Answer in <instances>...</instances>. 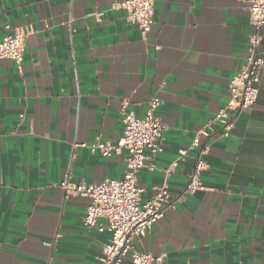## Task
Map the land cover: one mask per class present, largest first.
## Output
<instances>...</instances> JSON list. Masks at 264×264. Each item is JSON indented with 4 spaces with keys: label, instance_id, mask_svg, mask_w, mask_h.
<instances>
[{
    "label": "crops",
    "instance_id": "obj_1",
    "mask_svg": "<svg viewBox=\"0 0 264 264\" xmlns=\"http://www.w3.org/2000/svg\"><path fill=\"white\" fill-rule=\"evenodd\" d=\"M120 1L0 0V40L27 32L22 68L0 60V264H100L111 233L86 228L89 198L61 183L123 178L125 149L82 144H116L124 102L143 116L156 96L162 148L137 180L144 200L167 185L174 205L136 249L160 264H264V69L228 135L210 122L247 62L251 0H156L147 35ZM200 156L204 188L185 193Z\"/></svg>",
    "mask_w": 264,
    "mask_h": 264
},
{
    "label": "built area",
    "instance_id": "obj_2",
    "mask_svg": "<svg viewBox=\"0 0 264 264\" xmlns=\"http://www.w3.org/2000/svg\"><path fill=\"white\" fill-rule=\"evenodd\" d=\"M155 2L156 0H121L116 6L126 9L128 19L137 23L147 35L155 22ZM248 10L256 32L250 38L247 62L229 83V102L210 121L219 123L225 135L234 126L237 115L256 103L260 91L259 84L264 69L261 51L264 44V0H251ZM26 37L25 30L13 28L12 33L0 40V60H12L18 68H22ZM162 102L160 97H153L143 116L127 111V102H124V132L119 141L113 144L98 139L92 144H82L92 152H100L106 157H112L125 149L129 157L123 178H105L100 182H71L67 179L61 183L67 195L89 198L90 202L83 216L86 228L111 233L110 240L102 244L100 264H160L162 261V256L140 251L135 246L139 239L150 233L154 225L163 219L167 209L174 205L167 185L155 187L151 198L144 200L143 188L138 185L137 180L141 169H154L153 156L162 148L166 124L156 113ZM202 135H208L205 129L197 134L193 146L200 145ZM181 153L185 154L186 150L182 149ZM205 153L206 149L201 154ZM205 168L206 162L200 156L185 193L204 188L200 176Z\"/></svg>",
    "mask_w": 264,
    "mask_h": 264
}]
</instances>
